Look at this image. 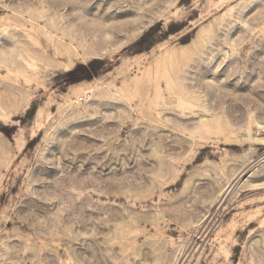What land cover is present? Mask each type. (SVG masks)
Returning a JSON list of instances; mask_svg holds the SVG:
<instances>
[{
	"label": "rangeland",
	"instance_id": "obj_1",
	"mask_svg": "<svg viewBox=\"0 0 264 264\" xmlns=\"http://www.w3.org/2000/svg\"><path fill=\"white\" fill-rule=\"evenodd\" d=\"M0 264H264V0H0Z\"/></svg>",
	"mask_w": 264,
	"mask_h": 264
},
{
	"label": "trees",
	"instance_id": "obj_2",
	"mask_svg": "<svg viewBox=\"0 0 264 264\" xmlns=\"http://www.w3.org/2000/svg\"><path fill=\"white\" fill-rule=\"evenodd\" d=\"M154 31V28H150L140 39V42L145 40ZM94 63H90L88 66H77L74 70L67 73V78L71 83H77L79 81L89 79L92 76V71H94Z\"/></svg>",
	"mask_w": 264,
	"mask_h": 264
},
{
	"label": "water",
	"instance_id": "obj_3",
	"mask_svg": "<svg viewBox=\"0 0 264 264\" xmlns=\"http://www.w3.org/2000/svg\"><path fill=\"white\" fill-rule=\"evenodd\" d=\"M236 183H234L233 185H231L230 189L228 190L226 196L224 197L226 199V197L229 195V193L231 192V190L234 188Z\"/></svg>",
	"mask_w": 264,
	"mask_h": 264
},
{
	"label": "built area",
	"instance_id": "obj_4",
	"mask_svg": "<svg viewBox=\"0 0 264 264\" xmlns=\"http://www.w3.org/2000/svg\"><path fill=\"white\" fill-rule=\"evenodd\" d=\"M85 100H86V96H82L80 97L79 102H85Z\"/></svg>",
	"mask_w": 264,
	"mask_h": 264
},
{
	"label": "bare ground",
	"instance_id": "obj_5",
	"mask_svg": "<svg viewBox=\"0 0 264 264\" xmlns=\"http://www.w3.org/2000/svg\"><path fill=\"white\" fill-rule=\"evenodd\" d=\"M228 190H229V187H228L227 190L225 191L224 196L227 194Z\"/></svg>",
	"mask_w": 264,
	"mask_h": 264
}]
</instances>
